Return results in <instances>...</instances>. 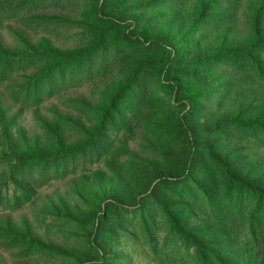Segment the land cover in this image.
<instances>
[{
  "label": "rangeland",
  "instance_id": "obj_1",
  "mask_svg": "<svg viewBox=\"0 0 264 264\" xmlns=\"http://www.w3.org/2000/svg\"><path fill=\"white\" fill-rule=\"evenodd\" d=\"M256 36L264 0H0V264H264V45L212 60Z\"/></svg>",
  "mask_w": 264,
  "mask_h": 264
},
{
  "label": "trees",
  "instance_id": "obj_2",
  "mask_svg": "<svg viewBox=\"0 0 264 264\" xmlns=\"http://www.w3.org/2000/svg\"><path fill=\"white\" fill-rule=\"evenodd\" d=\"M260 45H264V37L261 38L259 36H256L255 40L253 41L251 46L248 47L247 49H244L242 51L225 50V51H222V52L218 53L217 55H215L214 58H212V60L216 59L218 57L222 58V57H227L230 55H233V56H238V55L250 56V52L253 49H255V47L260 46ZM33 53H36V52H30V54H33ZM48 55H50V57L53 59V63H54L53 68H51L50 70L44 72L43 74L35 77L32 80L31 86L37 85V84L41 83V81H43L44 79L50 78L52 75L51 73L61 64L76 62L79 59H81L85 54L74 53V54L63 55V54L50 52ZM24 56L25 55H19L20 58H22ZM17 59H19V58H15L12 56L11 59H9V60L15 61ZM123 96H124V90L121 89L113 97L109 107L106 108L103 112V118H102V123H101L100 128H103L105 122L108 119V115H109L110 111L113 110L116 102L119 101ZM251 124L254 126H258V124L255 122H252ZM262 129H264V128H262ZM83 149H85L84 146H81L80 148L72 150L70 152H60L57 155H55L54 157H41L38 155L20 156V157L16 158V163L19 165H24V164L31 162V161L35 162V163H47L50 161H58L64 157L76 155V154L80 153V151ZM211 157L217 165H219L220 167L223 168L225 175H226V178H227V187L229 189H236V188L252 189V185L249 184L248 182H246L241 176L235 174L231 170L230 166L223 159L216 157V156H213V155H211ZM257 192L260 196H264V190H258ZM170 224H171V228L173 229L174 233L177 234L181 239H183L184 241H186L189 244H191L192 246H194L198 251H200V252L205 251V247L202 246L201 244H199L197 242V240H195L190 234L186 233L182 228H180L174 220H171Z\"/></svg>",
  "mask_w": 264,
  "mask_h": 264
}]
</instances>
